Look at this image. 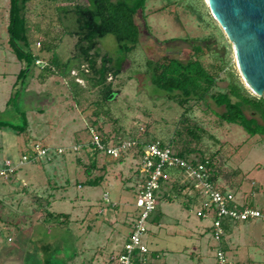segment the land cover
<instances>
[{"label": "rangeland", "instance_id": "374dc122", "mask_svg": "<svg viewBox=\"0 0 264 264\" xmlns=\"http://www.w3.org/2000/svg\"><path fill=\"white\" fill-rule=\"evenodd\" d=\"M78 3L95 7L93 0L27 3L34 55L46 62L59 60L66 67L59 73L56 68L57 73L42 79L43 69L36 62L22 83L17 75L26 63L17 59L8 42L10 0H0V120L22 124L25 115L28 121L20 134L0 128V164L7 158L19 163L36 141L51 147L50 160L26 161L14 176H0L1 242L10 243L8 234L17 241L19 233L15 225L11 232L4 228V218L17 216L20 222L24 217L31 224L46 211L66 214L43 218L47 229L32 237L43 244L40 253L46 263L106 264L111 254L121 252L144 173L135 149L117 158L96 151L90 143L91 127L112 142L150 135L170 141L175 151L186 152L190 159H212L220 185L239 204L264 208V134L253 135L243 125L223 120L220 114L225 107L210 97L190 99L183 106L175 95L179 91L166 92L152 81L149 61L155 64L169 57L185 63L198 58L215 73L211 65L225 63L212 91L227 90L234 83L245 95L264 100V94L259 97L246 85L233 43L207 1L146 0L137 13V43H120L112 33L98 39L96 50L110 58L104 63L108 71L103 84H96L99 73L73 56L77 41L73 8ZM132 44L127 51L125 46ZM102 64L101 57L97 58L96 68ZM107 85L113 90L108 99ZM245 113L257 117L259 127L264 125L255 111L247 108ZM250 125L257 127L254 121ZM60 147L65 152L56 153ZM169 173L159 192L155 220L143 236L150 250L159 254L150 264H216L219 249H224L229 264H264V221L224 218L225 231L217 238L213 232L215 210L201 216L200 196H195L188 182L173 180L183 173L177 169ZM90 180L99 182L89 184ZM105 193L109 201L104 199ZM60 243L62 247H58Z\"/></svg>", "mask_w": 264, "mask_h": 264}, {"label": "trees", "instance_id": "16d2710c", "mask_svg": "<svg viewBox=\"0 0 264 264\" xmlns=\"http://www.w3.org/2000/svg\"><path fill=\"white\" fill-rule=\"evenodd\" d=\"M29 1L31 0H10L7 27L10 47L17 59L26 63V66L17 75V81H21L22 83L36 65L37 60L30 46V26L26 16V8ZM93 2L94 8H90L83 3H78L73 8L77 14V29L75 30L77 41L73 56L77 60L86 62L90 68L99 73L100 78L96 84H103L106 81V73L108 71V67L104 63L110 58L106 55L102 56L96 50L98 39L112 33L117 36L120 43L125 40L137 43L140 39L137 13L143 9L146 0H93ZM37 43L39 45L42 44V48L45 49L43 42L38 40ZM133 47L134 44L125 46L127 51ZM99 57H101L103 64L100 68H96V61ZM50 62L56 66L58 73L64 71L63 68L66 67V64L59 60L51 59ZM149 66L153 72V83L169 93L179 91L175 95H177L176 97L181 105L184 106L190 99L202 101L210 97L218 106L225 107V110L220 114L223 120L239 123L253 135L256 133L264 134V125L259 127L258 118L254 116L249 118L245 113V110L249 108L258 113L264 122L263 98H253L245 95L241 91V88L234 83H229L227 90L212 91V88L216 86L218 71L226 69L225 63L215 62L211 65L216 69V73L208 68V66H205L198 58H191L184 63L177 58L164 57L155 64L149 61ZM42 69V79H45L52 73H57L48 67ZM106 88V99H108L113 90L110 85H107ZM12 98H10L8 103H10ZM233 98L236 99L234 100ZM24 118L22 124L0 120V128H11L19 134L23 133L28 126L25 115ZM251 121L256 122L257 127L251 126ZM143 138L149 141L156 137L149 135ZM178 153L184 157H188L184 151H179ZM201 160L212 167V159L203 158ZM173 170V168H167L165 172L167 175H170L169 172ZM215 177L218 176L215 175ZM88 182L89 184H96L99 180H90ZM45 215V219L66 216V214H54L52 212H47Z\"/></svg>", "mask_w": 264, "mask_h": 264}, {"label": "built area", "instance_id": "2783aa9c", "mask_svg": "<svg viewBox=\"0 0 264 264\" xmlns=\"http://www.w3.org/2000/svg\"><path fill=\"white\" fill-rule=\"evenodd\" d=\"M42 68L48 67L56 70L50 62L42 59L36 60ZM88 67V64H86ZM83 68L86 66L83 64ZM85 68V71H88ZM75 75L77 72L73 70ZM76 80L82 79L76 76ZM264 94V93H263ZM263 96V95H262ZM259 96V97H262ZM92 134L91 145L96 151H103L107 156L117 158L129 149H135L140 171L144 173L142 181L138 185L136 209L133 219L130 222L131 228L128 239L119 254H111L106 264H150L152 251L148 244L143 240V236L149 231V224L153 221L158 202V194L162 182L168 179L165 172L167 168L178 169L183 173V182L188 184L196 191L201 198L199 214L208 216L211 210H215L213 232L220 238L225 229L223 226L224 218L234 220H253L264 221V208H258L250 204H239L235 200L234 194L221 186L218 177H215L213 168L201 159H190L175 151L172 143L155 138L149 141L143 137L129 138L128 140H117L112 142L109 138L101 136L95 128H89ZM145 133V128H141ZM66 148H56V153L65 152ZM51 147L41 141H36L29 152H25L19 163L15 164L7 158L0 164V176L9 178L14 176L20 165L27 162H37L43 158L51 159ZM104 199L109 201L108 193ZM216 264H229L224 249H219Z\"/></svg>", "mask_w": 264, "mask_h": 264}, {"label": "water", "instance_id": "95a60500", "mask_svg": "<svg viewBox=\"0 0 264 264\" xmlns=\"http://www.w3.org/2000/svg\"><path fill=\"white\" fill-rule=\"evenodd\" d=\"M209 9L233 43L238 70L258 96L264 93V0H208ZM111 97V96H110Z\"/></svg>", "mask_w": 264, "mask_h": 264}, {"label": "crops", "instance_id": "0c3cea01", "mask_svg": "<svg viewBox=\"0 0 264 264\" xmlns=\"http://www.w3.org/2000/svg\"><path fill=\"white\" fill-rule=\"evenodd\" d=\"M142 179L139 180L138 185L142 181ZM173 180L183 181V176L177 175V178ZM164 182H162L161 188ZM195 196L197 197L196 192H195ZM158 198H159V194H158ZM20 213L21 212H17V214H20ZM45 214H46V211L43 212L42 216H37L34 221H31V224H30V220L24 217L22 218L20 222L19 221L17 222V216L12 218L11 220L5 219V218L3 219L2 222H3L4 228H8L9 232H11L12 227H14L15 225L19 233L17 236L18 237L17 241L12 238L11 234L7 235V241H10V243L8 242L5 243V240L1 242V239H0V244H1L0 245V264H56V262L55 263L52 262L51 259H50L51 262L46 263L47 258L43 257V255L40 253V251L43 248V244L39 243V241L36 243L32 241L33 236H38L41 230L47 229L46 226H43L44 220H42L43 218H45L44 217ZM153 221H154V218H153ZM1 229H2V226L0 227V233L2 232ZM50 245L51 244H48V246ZM62 246L63 244L61 243L58 245V247H62ZM151 251H152V258L157 257L159 255L158 253L153 252V250ZM44 258L46 260H44Z\"/></svg>", "mask_w": 264, "mask_h": 264}, {"label": "bare ground", "instance_id": "6f19581e", "mask_svg": "<svg viewBox=\"0 0 264 264\" xmlns=\"http://www.w3.org/2000/svg\"><path fill=\"white\" fill-rule=\"evenodd\" d=\"M207 1V3H208V0H206Z\"/></svg>", "mask_w": 264, "mask_h": 264}]
</instances>
